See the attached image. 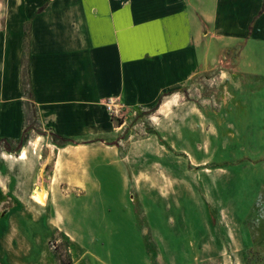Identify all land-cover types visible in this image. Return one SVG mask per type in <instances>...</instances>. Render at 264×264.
Instances as JSON below:
<instances>
[{
	"label": "rangeland",
	"instance_id": "rangeland-1",
	"mask_svg": "<svg viewBox=\"0 0 264 264\" xmlns=\"http://www.w3.org/2000/svg\"><path fill=\"white\" fill-rule=\"evenodd\" d=\"M239 43L157 109H121L115 137L76 159L29 117L0 264H264V22Z\"/></svg>",
	"mask_w": 264,
	"mask_h": 264
},
{
	"label": "crops",
	"instance_id": "crops-1",
	"mask_svg": "<svg viewBox=\"0 0 264 264\" xmlns=\"http://www.w3.org/2000/svg\"><path fill=\"white\" fill-rule=\"evenodd\" d=\"M1 16L10 68L2 71V56L0 143L17 147L30 117L47 137L71 140L49 145L76 159L80 143L115 137L107 101L127 110L155 106L258 29L264 0H5ZM14 148H0V195L7 197L17 192L14 160H24L26 146ZM42 194L35 190V204Z\"/></svg>",
	"mask_w": 264,
	"mask_h": 264
},
{
	"label": "trees",
	"instance_id": "trees-1",
	"mask_svg": "<svg viewBox=\"0 0 264 264\" xmlns=\"http://www.w3.org/2000/svg\"><path fill=\"white\" fill-rule=\"evenodd\" d=\"M166 96V94H164L163 96H161L159 99H158V101H157V103L155 104V106H154V108L155 109H157L159 106H160V104H161V102H162V99H163V97H165ZM110 121L113 123V125H114V120H113V118L111 117L110 118ZM117 121V120H116ZM117 123H119L118 125L120 126V122H117ZM117 125V126H118ZM31 131V129H29V127H27V128H25V130L23 131V134H22V137H21V139H20V141H19V143L17 144V147H16V149L13 151L14 153H19V151L21 150V148L25 145V143H26V141H27V136H28V134H29V132ZM49 138H50V142H51V144L52 145H54V146H56V147H58V148H64L65 146H68V145H73V142L71 141V140H69V139H66V138H64V137H61V136H58V135H55V134H49ZM3 143H5V142H3ZM5 151L7 152V153H10L11 151H10V149H6L5 148ZM21 152V151H20Z\"/></svg>",
	"mask_w": 264,
	"mask_h": 264
},
{
	"label": "built area",
	"instance_id": "built-area-1",
	"mask_svg": "<svg viewBox=\"0 0 264 264\" xmlns=\"http://www.w3.org/2000/svg\"><path fill=\"white\" fill-rule=\"evenodd\" d=\"M104 108L110 118H113V116L117 115L121 110V107L111 100L107 101L104 104Z\"/></svg>",
	"mask_w": 264,
	"mask_h": 264
}]
</instances>
